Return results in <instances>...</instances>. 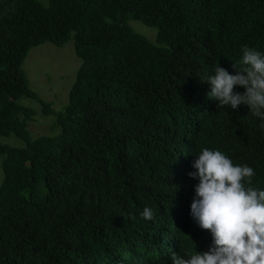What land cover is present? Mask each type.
Segmentation results:
<instances>
[{"label":"trees","instance_id":"1","mask_svg":"<svg viewBox=\"0 0 264 264\" xmlns=\"http://www.w3.org/2000/svg\"><path fill=\"white\" fill-rule=\"evenodd\" d=\"M130 19L157 28L156 43ZM71 39L82 64L56 111L22 65L32 47ZM244 46L264 53V0H0V137L24 142L0 141V264H172V252L208 251L190 215L200 149L249 165L264 189L260 118L208 95L207 77L218 65L236 74ZM23 95L57 134L32 136Z\"/></svg>","mask_w":264,"mask_h":264},{"label":"clouds","instance_id":"2","mask_svg":"<svg viewBox=\"0 0 264 264\" xmlns=\"http://www.w3.org/2000/svg\"><path fill=\"white\" fill-rule=\"evenodd\" d=\"M236 74L219 65L207 77L210 98L218 107L237 109L247 105L264 128V53L244 46ZM241 86L244 92L235 91ZM188 175L199 180L190 205V215L212 237L208 251L172 252V264H264V189L253 185L255 171L247 164H234L219 149H200ZM145 206L141 216L154 219Z\"/></svg>","mask_w":264,"mask_h":264},{"label":"rangeland","instance_id":"3","mask_svg":"<svg viewBox=\"0 0 264 264\" xmlns=\"http://www.w3.org/2000/svg\"><path fill=\"white\" fill-rule=\"evenodd\" d=\"M128 25L156 43L157 28L147 26L135 19H130ZM81 64L82 60L75 52L74 39H71L63 46L47 42L32 47L22 67L28 77L29 89L49 102L54 110L60 111L68 102L69 92L75 83ZM19 102L36 111L34 121H31L28 126L33 137L58 133L59 129L55 125L56 117L53 114H46L35 98L23 95ZM0 141L15 147L24 146V142L13 134L1 136ZM3 159L4 157L0 155V186L4 180Z\"/></svg>","mask_w":264,"mask_h":264}]
</instances>
